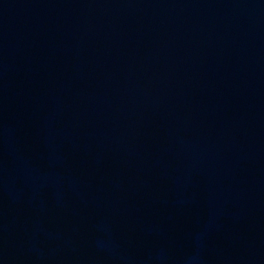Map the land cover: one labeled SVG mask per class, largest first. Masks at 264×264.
Wrapping results in <instances>:
<instances>
[{
	"label": "water",
	"instance_id": "water-1",
	"mask_svg": "<svg viewBox=\"0 0 264 264\" xmlns=\"http://www.w3.org/2000/svg\"><path fill=\"white\" fill-rule=\"evenodd\" d=\"M0 264H264V0H0Z\"/></svg>",
	"mask_w": 264,
	"mask_h": 264
}]
</instances>
